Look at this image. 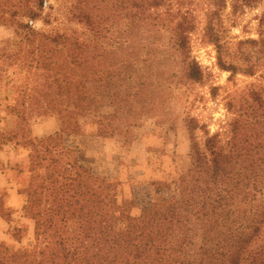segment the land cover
Segmentation results:
<instances>
[{
  "label": "rangeland",
  "instance_id": "374dc122",
  "mask_svg": "<svg viewBox=\"0 0 264 264\" xmlns=\"http://www.w3.org/2000/svg\"><path fill=\"white\" fill-rule=\"evenodd\" d=\"M75 1L44 0L43 9L31 20L20 11L23 6L36 8L34 0H0V54H12L17 49L14 43L20 39L19 21L50 35H72L80 43L90 45L88 55L95 58L90 65L77 68L75 73L79 76L64 75L90 87L87 92L96 99L91 110L78 117L82 132L68 130L63 141L76 149L78 160L91 170L92 190L116 196L111 213L117 219V233H124L129 218L139 216L153 202L180 198V180L191 164L188 119H197L196 135L202 140L207 130L208 135L219 133L225 141L228 135H234L232 130L239 124V135H254L264 147V59L254 74L239 70L232 75L220 67L215 46L204 36L206 13L211 9L209 0H173L168 9L174 13L181 9L193 18L189 58L175 49L165 30L178 17L174 18L166 6L154 8L143 25L133 30L126 18L129 11L122 7L114 11L120 0H97L95 13L102 19L97 18L100 34H95L85 20L65 16L67 6ZM232 3L227 0L218 26L227 48L226 60L245 67L247 62L234 55L240 41L264 35V0L237 11ZM59 5L65 11L47 23V14H54L50 6L55 9ZM60 53L66 55L65 51ZM194 59L201 65V81L187 77V62ZM16 60H0V69H8L7 74L0 72V242L28 255L35 245L36 219L35 208L27 210L25 205L35 179L34 174L24 171L29 158L21 135H29L34 124L45 120L49 122L48 129H54L61 120L59 109L65 107L53 102L44 88L32 92L25 89L28 77L13 72L17 70ZM42 73L45 72L38 71L36 77L43 82ZM118 90L126 94L121 104L106 96L107 91ZM253 92L259 96L253 98ZM27 94L34 99L27 101ZM25 107H30V112L26 113L29 110L25 111ZM237 118L239 121L235 122ZM101 129L107 132L100 135ZM59 132L60 129L56 133ZM79 136L94 137L85 138L88 141L82 143V153ZM105 168L118 173L104 179L98 173ZM148 258L149 251L143 248V259Z\"/></svg>",
  "mask_w": 264,
  "mask_h": 264
},
{
  "label": "trees",
  "instance_id": "16d2710c",
  "mask_svg": "<svg viewBox=\"0 0 264 264\" xmlns=\"http://www.w3.org/2000/svg\"><path fill=\"white\" fill-rule=\"evenodd\" d=\"M96 1L76 0L67 6L65 16L85 20L90 31L98 34L97 18L102 17L95 13ZM209 1L211 9L206 13L204 36L215 46L218 64L232 75L239 70L254 74L264 59V35L239 42L234 57L247 62L245 67L227 61V48L218 26L227 0ZM34 2L36 8L19 5L22 15L31 20L43 9L44 0ZM232 2L237 11L256 4L257 0ZM172 3L173 0H120L114 11L120 7L129 11L126 18L134 30L143 25L154 8L166 6L173 17L175 14L174 18L178 17L165 30L175 49L189 58L193 18L181 9L176 13L169 11ZM50 9L54 14L52 11L47 14V23L57 18L55 14L65 11L60 5ZM19 22L20 39L14 43L18 47L12 54H0V60L4 63L16 57L17 70L13 72L28 77L25 89L32 92L44 88L53 102L65 108L59 109L61 128L56 135L34 137L31 128L29 135H21L29 158L24 171L34 174L35 179L25 205L27 210L35 208V245L26 255L0 242V264H264V147L263 143L256 142V136L239 135L237 124L232 130L234 135H228L225 141L219 133L208 135L207 130L202 140L196 135L197 119H188L191 164L180 180V198L153 202L139 216L129 218L124 233H117V219L111 213L116 196L92 190L91 170L78 160L76 149L63 141V134L68 130L82 132L78 117L91 110L96 99L92 92H87L90 87L64 75L79 76L75 73L77 68L90 65L91 59H95L88 55L90 45L80 43L72 35H50L29 23ZM62 51L66 52L65 56ZM2 68L0 72L7 74L8 69ZM40 70L45 72L40 74L43 82L36 77ZM187 77L194 81L203 79L201 65L195 59L187 62ZM106 94L118 104L126 95L123 90ZM252 95L254 98L259 93ZM26 99L33 100L34 96L27 94ZM29 108L25 107V111L29 110L26 113L30 112ZM106 132L101 129L100 135ZM143 248L149 251L146 260Z\"/></svg>",
  "mask_w": 264,
  "mask_h": 264
},
{
  "label": "crops",
  "instance_id": "0c3cea01",
  "mask_svg": "<svg viewBox=\"0 0 264 264\" xmlns=\"http://www.w3.org/2000/svg\"><path fill=\"white\" fill-rule=\"evenodd\" d=\"M48 124L49 122H47L45 120V122H42V123H37V124H34L32 127H31V132H32V135L34 137H41V136H45V135H49V134H53V133H56L57 131H59L60 129V123L57 121V123L55 124V127L54 129H51L49 130L48 129ZM78 137V136H77ZM76 137V138H77ZM81 137L82 139H78V141L80 142V153H82L83 149H84V146L82 145V143H84L85 141H88V140H85V138H94V137H89V136H79ZM95 140H96V137H95ZM94 140V141H95ZM107 158H109L108 154H106V160ZM90 166H93L92 163H89ZM95 168V167H94ZM118 172H112V170H109L107 168H105L104 170H102L101 172H99L98 174H101L102 175V178L104 179H107V178H113L115 175L113 174H117ZM97 174V173H96ZM117 176V175H116ZM107 177V178H106Z\"/></svg>",
  "mask_w": 264,
  "mask_h": 264
}]
</instances>
